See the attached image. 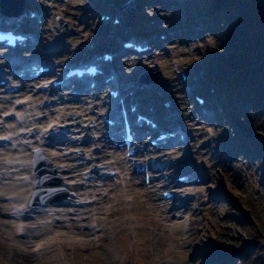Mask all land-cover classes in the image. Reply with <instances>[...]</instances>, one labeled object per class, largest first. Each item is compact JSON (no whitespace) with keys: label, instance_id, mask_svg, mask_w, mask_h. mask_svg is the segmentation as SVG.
I'll return each mask as SVG.
<instances>
[{"label":"rangeland","instance_id":"1","mask_svg":"<svg viewBox=\"0 0 264 264\" xmlns=\"http://www.w3.org/2000/svg\"><path fill=\"white\" fill-rule=\"evenodd\" d=\"M126 3H132L133 9L120 11L119 7ZM25 5L24 13L36 9L45 15L43 23L36 26L38 54L32 56L31 50H24L22 54L12 51L11 55L19 62L50 61L60 64V67L62 63L95 61L106 52L112 53L114 63L111 70L120 76L121 86H128L129 93L135 92L137 101L142 103L140 107L145 104V111L156 115L163 129H174L178 125L184 127L187 139L176 146L166 144L159 149L156 156L170 153L167 161L171 168L157 175L162 183L144 185L142 175L124 162L123 151L116 144V138H108L107 141L96 139L101 131L105 134L100 119L109 112V106L103 99L105 92L99 91L96 95L101 99L92 101L88 94L73 95L71 91L64 90L60 97L73 100L57 104L46 99L47 96L54 97L53 94H37L28 109L36 122L35 127L43 129L51 122H74L76 118L78 125L83 124L87 129L76 134L77 137L84 135L92 141L89 146L59 148L60 152L74 151L84 157L87 150H96V161L87 168H78L83 178L77 179L85 183L80 190L85 195L80 201L90 203L86 205L90 219L81 221L79 216H74L69 220L61 213L53 218L60 222L62 227H58L52 220L39 217L37 223L30 224L32 230L29 231L26 229L28 219L0 216V264H201L199 249L206 254L214 253L219 242L226 249L230 240L227 236L216 235L215 227L227 213V201L232 199V203L241 209V204L255 197L258 184L254 178L255 167L248 165L242 150L233 147L232 130L228 125L230 120H225L223 103L205 69L214 63L213 57L221 54L216 49L211 51L213 55L207 53L210 43L217 40L212 32L213 23L206 15L208 0H25ZM102 13L118 17L120 25L113 24L112 20L99 21ZM57 16L66 20L71 30L69 37L62 38L66 51L40 54L39 51H49L50 45L60 40L62 34L56 29ZM29 23L25 29L35 24V20ZM133 38L149 41L152 50L140 55L120 53V42ZM5 53L0 49V54ZM0 59L3 62L4 58ZM151 66L158 67L167 77L166 87L140 82L141 78L148 80L157 76L149 69ZM7 70L13 69L9 67ZM180 72L187 73V81L181 80ZM24 86L32 87L29 83H24ZM3 88L0 96L5 99L20 96L30 101L26 93L35 94L24 90L6 95ZM195 88L196 92L191 93ZM197 91L199 95L202 91L209 93L208 106L200 108L197 105L194 99ZM77 101L85 102L84 111L76 108ZM44 103H51V106L36 108ZM114 111L117 112L116 109ZM231 119L235 121L233 116ZM14 124L13 120L3 121L0 117V135ZM212 146L218 150L217 153H210ZM31 147L26 153H21L25 164L36 150ZM47 148L42 146L44 152ZM5 150L0 149V152ZM45 154L42 153V162L46 159L52 172V177L47 176L45 181L54 186L42 185V189L54 192L43 193L37 197L39 201L60 197L69 184L66 175L55 168L58 164ZM96 163L105 165L106 169L117 168L123 172L122 178L105 182L97 180L95 174L87 173ZM164 171L171 175L169 180H164ZM193 172L201 179L199 183L174 186V182H170L177 175ZM88 176L93 178L86 181L84 177ZM24 178L26 194L23 202H13L11 198L17 195L16 192L6 190L2 197L8 200L0 203L4 210L14 212V207L33 201L36 180L33 181L31 175ZM117 181L119 184L114 188L113 183ZM2 182L9 183L7 180ZM164 188L178 191L175 201L160 199L162 191L166 190ZM94 192L100 193L99 199ZM70 193L74 192L71 190ZM172 207L174 209L166 213ZM11 226L16 227V232Z\"/></svg>","mask_w":264,"mask_h":264},{"label":"trees","instance_id":"2","mask_svg":"<svg viewBox=\"0 0 264 264\" xmlns=\"http://www.w3.org/2000/svg\"><path fill=\"white\" fill-rule=\"evenodd\" d=\"M208 3L206 15L218 42L212 41L207 53L211 55L216 49L221 54L205 69L216 85L227 118L234 116L235 121L230 119L229 123L233 146L246 152L258 185L255 197L241 204L243 209L232 199L227 201V213L215 227V234L227 236L230 244L225 249L222 242L216 243L214 253L199 249L200 262L264 264V0Z\"/></svg>","mask_w":264,"mask_h":264},{"label":"bare ground","instance_id":"3","mask_svg":"<svg viewBox=\"0 0 264 264\" xmlns=\"http://www.w3.org/2000/svg\"><path fill=\"white\" fill-rule=\"evenodd\" d=\"M70 32H71V30L68 31L67 33H63L59 37L60 40L57 41L56 44H54L52 46L58 47L60 51H61L60 46L62 47V49H66L64 44L62 43V41H63L62 38L66 39V37H69ZM37 49H38V47H35L34 50L36 51ZM34 55H35V53H32V56H34ZM0 57H5V59H6V54H0ZM0 89H1V86H0ZM39 93H41L45 96V93L42 91H37L35 94L26 93V96H29L31 98V100L30 101L28 100V102H27L28 109L32 106L35 96H37V94L39 95ZM81 93H83V94L88 93L89 95H91L90 98L92 99V101H96V100L98 101L100 99V97L96 96L97 91L95 89L93 90V92H91V91L88 92L86 89H83L81 91ZM6 95H10V94H6ZM47 99L52 100L51 101L52 103L57 102V101L64 102L63 101L64 99L57 98V97L52 98V97L48 96ZM69 101H71V100H67L66 102H69ZM76 103L78 104V106H76V108L84 111L83 105L85 104V102L77 101ZM50 104L48 105L47 103H44V105L43 104L39 105L36 108H39V109L48 108L49 106H51ZM99 104L100 103L98 102V105ZM10 106H11V101L8 99L2 98L0 96V113L9 109ZM88 114L89 113H87L85 115H88ZM74 119H75V121H77L76 118H74ZM58 123L60 124V126H59L60 129L72 131V133H70L69 136H71V135L75 136V134H82L83 132H85L87 130V129L83 128V124L76 126L75 124H73L74 122L72 120L65 122V123H63V121L58 122ZM33 130L36 131L37 127H34ZM0 136H2V135H0ZM29 137L33 138V136H29ZM41 138L46 139V136L43 135ZM108 138L109 137L107 135L105 136L103 134H100L96 139H97V141H102V140L107 141ZM74 141L75 142H70L68 144L74 143V144H79L81 146H89V144L92 142L91 140L86 139L85 137H83L82 140H80L79 138L78 139L75 138ZM93 142H95V141H93ZM34 144H35V147L38 146V148H42V145L37 143L36 141H34ZM0 147H2V146H0ZM5 149H6L5 151L0 152V192H1L0 203L1 202L5 203L8 200V198L5 199L4 197H2L3 193H5L6 190H12V191L14 190V192H16L17 195L12 198V201L20 204V202H23V200L25 198V194H26L25 183H23V181H19V180L15 181V183H14L13 182V175L14 174L31 175L30 169H29V167L26 166L25 162H23L25 165L19 164L20 167H19L18 171H15V172L2 171L3 169H5L7 167H9V168L12 167V166L4 165L5 163L3 162V159L4 158H16V157L21 159L19 154H21L23 152L26 153L25 151H27L29 149V147L25 146L19 150H11L9 148H5ZM43 153L44 154L46 153L45 156L47 155L46 156L47 158L51 159L55 164H58V166L55 165V168L57 169V171L63 172L66 175V179L68 180L69 184L66 185L65 190L67 192H68V190H70V192L72 190L74 193L68 192V194L64 200H62L60 202L52 203V204H48V203H37L36 204V203H32V201L29 200L28 202L25 203V205H18L17 207H14V209H17V208L25 209V210H27L26 213H28V212L31 213L30 215L27 214V216L25 218H23V220L28 219L29 225L26 226V229L31 231L32 227H30V224L37 223L36 219L39 217H41V218L46 217L47 219L52 220L54 225H56L58 227H62L60 225V222L53 219L54 216L59 215L61 213L64 216H66L67 219H69V220H71L72 217H74V216H79V219L81 221H88L90 219V215H89V211L86 210L85 203H81V205H75L74 202H75V199L81 198L85 195L84 192L80 191L82 189V185H84V183L83 182L80 183L77 181L78 178H83L82 177L83 174L79 171L78 168H80V167L87 168V166H90V164L92 162H95L96 161V157H95L96 150L95 149L92 151L87 150L86 153L84 154V157H82V156L78 155L80 153L76 154L74 151H70L68 153L60 152L59 148H55L53 145H50V146H48V148L46 149L45 152L43 150ZM81 154H82V151H81ZM31 160H32V157H29L28 163H30ZM74 162H76V163H74ZM166 167H167V169H169L170 168L169 164ZM113 170H118V169L117 168H109V169H106V172L113 171ZM92 172L95 174L96 171H93V169H92L88 173H92ZM122 174H123V172L119 171L118 177H114V178L104 177V178H101L100 180H102L103 182L109 181V180H114V179L119 180V178H122ZM3 180L9 181V183L5 184L4 182H2ZM87 180H90V177H88ZM155 180H157V179H155ZM113 184H114V188H117L119 182L117 181V182H114ZM40 188H42V187H40ZM34 189H37V187L33 186V190ZM94 193H95V195H97V199H99L100 193L99 192H94ZM93 201H96V200H93ZM51 210H52V212H51ZM172 210H173V207L168 209L166 211V213H168ZM10 213L13 214L12 210L8 212V211L4 210V206L0 205V216L1 217H4V218L9 217L10 218L11 217L9 215ZM71 223L74 225L75 222L72 221ZM11 228L14 232H16L15 226H11ZM85 230L87 232L90 231L89 228H85ZM81 232H83V231H81Z\"/></svg>","mask_w":264,"mask_h":264},{"label":"water","instance_id":"4","mask_svg":"<svg viewBox=\"0 0 264 264\" xmlns=\"http://www.w3.org/2000/svg\"><path fill=\"white\" fill-rule=\"evenodd\" d=\"M0 6H1V9L5 15L17 16L22 12V10L24 8V0H0ZM125 7L132 8V5H130V6L126 5ZM57 21H58V25L60 27H62V31L65 32L68 29L67 22L61 17H58ZM158 76L155 78L156 80L154 79L153 81H155L158 84L165 85V83H166L165 77H163L160 74ZM38 193H40V192H37L36 194H38ZM66 194L67 193L65 192L64 195H62L61 197L56 199V201L62 200L64 197H66Z\"/></svg>","mask_w":264,"mask_h":264}]
</instances>
